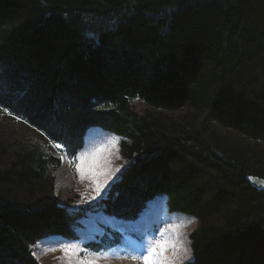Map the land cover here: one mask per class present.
I'll return each instance as SVG.
<instances>
[{
  "label": "trees",
  "instance_id": "1",
  "mask_svg": "<svg viewBox=\"0 0 264 264\" xmlns=\"http://www.w3.org/2000/svg\"><path fill=\"white\" fill-rule=\"evenodd\" d=\"M97 125L133 160L111 212L162 194L198 223L185 264H264L246 179L264 178V0H0V264L69 235L50 142L74 150Z\"/></svg>",
  "mask_w": 264,
  "mask_h": 264
},
{
  "label": "rangeland",
  "instance_id": "2",
  "mask_svg": "<svg viewBox=\"0 0 264 264\" xmlns=\"http://www.w3.org/2000/svg\"><path fill=\"white\" fill-rule=\"evenodd\" d=\"M135 108L140 113H147L151 109L146 103L139 105L137 102H135ZM182 112L183 110L178 109L172 111V114L177 115L178 113L181 114ZM194 115L195 117L198 116V114ZM18 132L19 136L28 138V142L35 143L32 141L35 140L32 131L19 130ZM87 135H89V144H87L85 148L74 157L72 163H69L71 164V167H69L71 183L67 185L68 187L66 185H60L59 187L56 186V171H58L60 166L53 167L51 172V175L53 177V195L56 199L57 207L67 205V207H69L70 209L75 210V207H81L86 210L90 205V207L85 212L84 220L81 221L80 227L77 228V232L74 233L72 237L80 234V238L86 239L92 233L100 234L101 230L110 225L111 227L120 230L127 229L133 231V233L136 235H142L148 227L154 226L156 227L155 230L157 231V233H153L152 235L146 236L145 238L147 240H150L153 236H156L163 241L166 238L174 239L170 232L161 234V232L159 231L160 229L164 228L166 224L181 220H192L194 221L192 224L182 229V232L186 233V236L182 237V239L184 240V247L178 249L175 255L171 249L166 252V255H168L169 257H173V259L175 260V264H185L188 261L192 260L193 257L191 252L192 250L190 248L191 242L189 236L190 234L198 230V223L192 216L170 211L168 209L167 200L164 195L158 194L151 198V205L148 206L146 210L144 208V210L140 213L139 218H133L131 221H123L122 223H117L115 219L111 218V216L104 214V211H106V209L108 208V205H105V202L112 199L113 193L110 191L113 184L123 179L124 174L132 167L133 160L130 156H128V154L125 153V151L121 147V144L124 140L121 134L107 132V130L97 125L90 127L86 131L85 136ZM98 136L99 139L97 140L96 137ZM113 139L118 141L115 147L110 144V141ZM102 147L106 148V151L101 152L100 149ZM81 153L89 154V156L94 153H99L100 155L99 167L97 171H102L104 174L96 177V179H98L102 183L104 181H107V183L104 184V187L101 190L99 196L96 193V186L90 174L86 173L84 178H81L76 168V165L80 163L78 157L81 156ZM105 193L108 194L105 195ZM109 193L111 195H109ZM98 202L99 204H95ZM93 204H95L94 207ZM75 223L78 222L76 221ZM157 234H161L162 236H158ZM83 241L84 240L77 242L73 239L65 240L57 237H47L45 240L39 241L37 244L29 246L28 254L30 255L32 261L34 262L35 259L38 264H67L66 260L63 259V253L59 250L60 244L79 243L82 247L81 243ZM138 245H140V243H138ZM51 248H54L56 250L50 251L49 249ZM138 250L139 246L136 247L134 252ZM33 252L36 253L35 256L32 255ZM104 254H107L109 259H100L98 264H143V261L133 260L130 258V256L129 258L117 259L116 256L112 255V252L110 251H106ZM81 255H84V253H81ZM73 264H75V260L73 261Z\"/></svg>",
  "mask_w": 264,
  "mask_h": 264
},
{
  "label": "snow or ice",
  "instance_id": "3",
  "mask_svg": "<svg viewBox=\"0 0 264 264\" xmlns=\"http://www.w3.org/2000/svg\"><path fill=\"white\" fill-rule=\"evenodd\" d=\"M7 111V109H5ZM118 141L113 139L110 141V144L115 147ZM61 147V145H57ZM101 152L106 151V148L102 147ZM80 163L76 165V168L79 172L81 178H84L85 174H90L96 186V193L99 196L101 190L104 187L103 183L96 179V177L103 175L102 171H97L99 167L100 155L99 153H94L91 156L89 154H81L78 157ZM108 193H105L107 195ZM194 221L192 220H181L176 222H171L166 224V226L159 231L161 234L170 232L174 239L166 238L163 241L156 236H153L150 240H147L145 237L141 236L139 238L140 249L135 251L134 254L130 256L133 260H141L143 264H175L173 257L166 255V252L171 249L175 255L176 251L184 247V240L182 237L186 236V233L182 232L183 228L188 227ZM50 251H55L56 249L51 248ZM63 253V259L66 260L67 264H98L100 259H109L107 254L101 252H91L90 247H81L79 243H62L60 244V249ZM186 250V249H185ZM91 252V255H89ZM84 253V255H81ZM33 256L36 255L35 252L32 253ZM117 259H124L129 257L117 256Z\"/></svg>",
  "mask_w": 264,
  "mask_h": 264
},
{
  "label": "bare ground",
  "instance_id": "4",
  "mask_svg": "<svg viewBox=\"0 0 264 264\" xmlns=\"http://www.w3.org/2000/svg\"><path fill=\"white\" fill-rule=\"evenodd\" d=\"M63 153H61L62 155ZM61 169V170H59ZM58 171H56V186L59 187L60 185H68L71 183L70 176L68 170L65 168V165H61ZM57 170V168H56ZM55 171V169H54ZM246 179L248 182H250V179H254L259 183L264 184V178L256 176V175H247ZM72 185V184H71ZM68 187V186H67ZM254 188V187H253ZM256 190H264V188L256 189Z\"/></svg>",
  "mask_w": 264,
  "mask_h": 264
},
{
  "label": "water",
  "instance_id": "5",
  "mask_svg": "<svg viewBox=\"0 0 264 264\" xmlns=\"http://www.w3.org/2000/svg\"><path fill=\"white\" fill-rule=\"evenodd\" d=\"M249 184L254 187L255 189H261V188H264V184L263 183H259L257 182L256 180L254 179H250V182Z\"/></svg>",
  "mask_w": 264,
  "mask_h": 264
}]
</instances>
